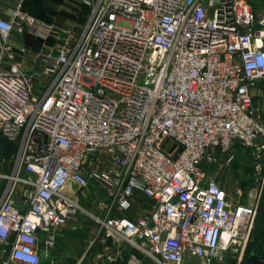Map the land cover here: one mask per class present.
I'll return each instance as SVG.
<instances>
[{"label":"built area","instance_id":"2783aa9c","mask_svg":"<svg viewBox=\"0 0 264 264\" xmlns=\"http://www.w3.org/2000/svg\"><path fill=\"white\" fill-rule=\"evenodd\" d=\"M78 1L91 6L80 32L0 0V135L20 143L0 264L41 262L91 184L94 263L121 259L128 242L157 264H240L264 190V15L250 0ZM237 144L253 160L248 201L209 169ZM137 192L150 206L123 213Z\"/></svg>","mask_w":264,"mask_h":264},{"label":"rangeland","instance_id":"374dc122","mask_svg":"<svg viewBox=\"0 0 264 264\" xmlns=\"http://www.w3.org/2000/svg\"><path fill=\"white\" fill-rule=\"evenodd\" d=\"M253 4L254 9L256 10V13L259 15H264V0H250ZM25 2V0H24ZM23 2V4H24ZM87 6V8L85 7ZM42 8L46 9L44 15H33L36 17L39 21H42L48 25H56L58 27H72L76 31L80 32L84 28V26L87 23L88 16L91 11V6L81 3L78 0H44V5ZM24 11V10H23ZM26 12V11H25ZM259 16L257 15V18ZM25 42L28 46H31L33 50H37L42 47V41L40 38L26 35L25 36ZM35 70L31 69L30 72H34ZM260 86H262L264 90V81H261ZM262 99L264 101V94L257 98ZM262 113V119L264 121V104H260L258 106ZM6 141L3 139H0V198L3 195V192L9 182V175H11L14 172L15 164L17 160V154L19 150L20 143L15 142L17 145V151H15L10 157L6 156V149L5 147ZM231 152L235 153V158L230 163H225V156L221 155L222 161L221 162H215L211 163L209 165L210 172L216 176L218 181L221 183V185L227 190L228 195L230 198L237 200L239 197L236 192V187L241 185L245 191V194L243 196V200L248 201V191L250 187L255 185V171L253 167V160L252 156L248 149L242 147L241 145H235ZM76 188V186H75ZM81 188L77 187L76 191L81 192ZM83 193H80V199L79 202L82 206L88 208L89 210L93 212H97L96 208L93 207L90 202L84 198L82 195ZM264 190L262 192V195L260 197L259 206L262 205L264 202ZM259 209V207H258ZM258 215V212H257ZM256 215V217H257ZM92 218L89 213H86L85 210L79 209L77 212V220L76 223L82 218ZM93 219V218H92ZM256 218L255 222L251 231L250 239L242 253V258L240 261V264L244 262L245 254L252 252L251 249H247L250 240L253 238V232L255 228ZM96 248L91 253L90 257L92 258L91 264H94V255L96 251L99 250L100 244L97 242ZM122 253L123 258H126L127 264L128 258L131 256V253H136L138 257H140V261H138L137 264H157L156 261H154L150 256L145 255L142 251H140L138 248L133 246L132 244L128 242L122 243ZM227 260L232 261L236 259V256H232L230 252L226 253ZM120 260V259H119ZM82 264H86V262L81 261ZM115 262V261H113ZM112 262H108L106 264H111ZM11 264H23L20 262H12ZM97 264H104V263H97ZM258 264V263H253ZM264 264V263H261Z\"/></svg>","mask_w":264,"mask_h":264},{"label":"crops","instance_id":"0c3cea01","mask_svg":"<svg viewBox=\"0 0 264 264\" xmlns=\"http://www.w3.org/2000/svg\"><path fill=\"white\" fill-rule=\"evenodd\" d=\"M1 1L6 5H14L18 2V0ZM255 103L259 106L261 103L264 104V101L256 98ZM84 191L86 192V195L82 194L84 198L96 208L97 212L94 213H102V209L96 204L94 186L91 184L85 188ZM80 193H82V191H76L75 193L78 201L80 199ZM150 202L151 201L142 192H137L133 206L123 213L134 216L137 212L149 207ZM83 208L93 212L84 206ZM87 211L85 212L88 213ZM72 224L60 225L55 228L56 244L47 251L42 250V260L37 264H82L81 261L86 262V264H91L92 258L90 255L97 246L95 238L98 237L100 226L94 219L87 217L80 219L78 223H75V226H72ZM1 255L0 245V256Z\"/></svg>","mask_w":264,"mask_h":264},{"label":"trees","instance_id":"16d2710c","mask_svg":"<svg viewBox=\"0 0 264 264\" xmlns=\"http://www.w3.org/2000/svg\"><path fill=\"white\" fill-rule=\"evenodd\" d=\"M43 5L44 0H25L22 8L31 15H44L46 13V9L42 8ZM85 7L87 8V6ZM0 139L6 141L4 148L6 149L7 157H10L15 151H17V145L15 142L2 135H0ZM251 247L252 252L250 251L249 253L245 254L244 262H242V264L264 263V202L261 206H259L253 238L250 240L247 249H251ZM111 264H127L126 258L117 260Z\"/></svg>","mask_w":264,"mask_h":264},{"label":"water","instance_id":"95a60500","mask_svg":"<svg viewBox=\"0 0 264 264\" xmlns=\"http://www.w3.org/2000/svg\"><path fill=\"white\" fill-rule=\"evenodd\" d=\"M108 241L112 242V237L110 235L108 236Z\"/></svg>","mask_w":264,"mask_h":264}]
</instances>
